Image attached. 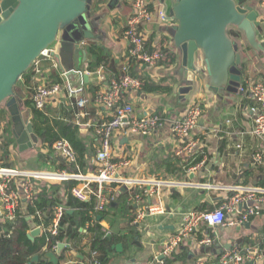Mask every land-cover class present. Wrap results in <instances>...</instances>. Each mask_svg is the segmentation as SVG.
<instances>
[{
  "label": "crops",
  "instance_id": "0c3cea01",
  "mask_svg": "<svg viewBox=\"0 0 264 264\" xmlns=\"http://www.w3.org/2000/svg\"><path fill=\"white\" fill-rule=\"evenodd\" d=\"M149 1L153 6L164 10L162 0ZM259 1L250 0L248 6L252 7L258 16L256 24L261 23L260 26L264 28V21L261 19L262 11L258 8ZM108 2L109 0L94 2L93 6H96L93 11L94 16H103V18L98 27L92 29L94 38L81 46L82 50L87 52L90 61L81 62L79 68L83 72H91L88 70V65L94 57L88 48L89 45L98 47L102 51V62L93 69L92 73L102 68L105 81L101 83V87H104L107 80L116 72L120 73V68L125 63L129 51L122 31L130 14V0H122L110 11L105 8ZM170 24L160 25L155 19L146 27V31L150 32L149 36H153V43L157 44L163 36L169 35L167 29L171 27L172 24ZM257 40L259 44L264 43V31L257 32ZM245 42L247 44L246 40ZM169 46L176 55L174 65L168 68L161 65L157 68L132 65L129 69L133 76L148 80L155 87L170 88L171 91L168 94H148L141 90L126 94L124 97L125 101L134 107L137 117L159 115L164 126L147 137L128 134L124 128L118 129L114 131L110 140L113 160L126 159L131 163L123 177L142 183H136L133 187L107 186L105 194L111 202L113 201L111 206L114 209L107 210L105 219L101 220V217L97 215L94 223H88L85 228L79 229L81 235L77 249H71L66 245L59 249L58 246L59 251L56 257L64 251L60 264L89 263L91 246L87 229H93L97 222L105 235L114 234L123 239L117 240L112 245L106 264H162L166 259L160 256L164 243L181 227L186 213L191 210L204 213L221 207L232 199L235 187L250 186L264 190V162L256 167L251 160L252 155L257 151H263L264 160V141L251 135L253 110L257 104L247 93L242 94L236 91V93L225 92L224 95H217L210 92L205 86L201 58H198L196 63L197 72L192 84L193 88L187 91L181 73V53L173 47L172 41ZM249 48L250 63L246 77L243 74L241 76L240 85L244 83V78L250 82L264 81V49L256 52ZM53 73L50 75L51 82L57 77L60 83L62 80L59 77V71ZM68 82L75 85L78 77L70 76ZM83 82L86 96L91 99L89 97L91 90L95 86L100 87V81L93 74L87 77V80L83 78ZM192 104L200 105L202 110L198 126L190 134V137L197 139L200 145L193 154L177 155L181 144L172 136L170 124L181 118ZM59 107L72 110L74 125L76 114L81 111L87 114L80 119L82 123L99 124L108 122L110 119L106 109L93 106L92 103L86 105L84 109L72 108L62 98L55 108ZM78 128L81 139L90 150L87 167L82 174H96L98 168L95 163V154L99 148L98 138L94 128ZM9 147L11 153L9 162L15 169L54 170L45 161L48 155L57 156L52 150L45 153L37 145L32 150L19 152L15 143ZM125 194L128 195L127 198ZM134 195L138 197L135 199ZM247 205L253 207L257 214L250 216L246 224L241 227L212 229L213 237H210L213 243L210 246L200 245V241L197 240L196 235L199 232L203 233L206 227L203 224L200 225L191 238L185 240L173 252V258L171 257L173 264H195L199 260L214 264L219 254L233 246H237L241 251L257 249L264 238V202L261 204L250 202ZM153 206H160L163 213L146 217L140 223L135 222L138 212ZM240 210L244 211L245 206L240 207ZM2 216L3 207L0 204V223L3 221ZM27 220L31 222V218ZM36 229L37 226L31 222V231ZM39 231L38 236L41 234V228ZM2 232L3 230L0 235ZM118 244L122 245L120 251L115 249ZM80 252L88 257L84 258L85 256L83 257ZM247 264H264V257Z\"/></svg>",
  "mask_w": 264,
  "mask_h": 264
},
{
  "label": "built area",
  "instance_id": "2783aa9c",
  "mask_svg": "<svg viewBox=\"0 0 264 264\" xmlns=\"http://www.w3.org/2000/svg\"><path fill=\"white\" fill-rule=\"evenodd\" d=\"M130 14L123 27V39L128 44V56L125 63L120 68V76L110 78L107 84L101 87L105 81L103 70L99 68L95 72L82 70L66 71L61 68L58 60L54 57L55 47L51 46L44 50L39 58L31 64L28 71L32 79L34 94L31 97L32 107L36 110H45L47 107L55 108L63 98L69 107L84 109L89 101L93 106L101 107L109 112L110 120L104 123L89 122L82 123L81 118L87 116L84 111L76 114L75 126L80 128H94L98 138L99 148L95 154V163L97 165L96 174H70L66 170L58 171H26L18 169H8L0 167V204L3 207L4 220L12 221L15 219V212L21 206V202L32 204L34 198L40 192L41 183L58 184L62 182H76L70 195L79 202H88L91 196H94L96 207L94 214L91 215L92 223L95 221V215L102 212L111 202L108 195L105 194L107 186L122 185L133 187L138 182L123 177L124 172L131 165L126 159L113 160L111 153L110 140L114 131L126 129L128 134L151 136L152 133L161 129L163 125L162 118L159 115L137 117L134 113V107L125 101V95L142 90V82L130 75V64L157 68L160 66L164 55L158 50L147 52L144 50L145 44L149 38V31L146 27L152 24L155 19L160 25L174 24L165 17L161 8L155 7L149 0H130ZM262 11L261 19L264 21V0L258 4ZM170 24V25H171ZM171 25V26H172ZM52 71H59L61 82L52 83L50 75ZM95 74L100 84L94 97L89 100L84 89L83 77H89ZM70 76H77L78 82L71 85L68 82ZM238 91L248 96L257 104L253 110V127L251 135L264 141V81L250 82L245 80ZM202 110L200 105L192 104L185 114L171 122V134L181 144L177 155L193 154L198 149L200 143L197 139H192L190 134L198 126ZM51 150L58 156H61L66 163H72L75 159V153L66 141L60 140L51 145ZM41 151L47 153L48 149L41 147ZM252 163L259 167L263 164V151H257L252 155ZM96 185V192H92L91 186ZM235 194L227 203L221 207L209 212L192 211L183 216L181 227L176 233L169 236L165 241L160 256L170 258L173 252L187 239L197 231L200 225L208 228H231L243 226L250 216L256 215L257 211L247 204L254 202L261 204L264 202V190L250 186L233 188ZM138 195H134L136 199ZM245 206V210L240 207ZM239 208V209H238ZM65 208L62 205L56 206L52 213L51 227L48 234L52 237L57 236L61 217L65 214ZM163 210L160 206L147 208L137 213L135 222L140 223L146 217L161 214ZM40 213H38L39 215ZM41 227H37L40 229ZM213 243L211 237L204 236L199 244L210 246ZM57 250L56 247L53 248ZM97 253L90 252L89 263L96 262ZM264 257V238L257 249H248L241 251L237 246L229 248L222 252L214 264H247L261 260ZM195 264H207L204 261H196Z\"/></svg>",
  "mask_w": 264,
  "mask_h": 264
},
{
  "label": "water",
  "instance_id": "95a60500",
  "mask_svg": "<svg viewBox=\"0 0 264 264\" xmlns=\"http://www.w3.org/2000/svg\"><path fill=\"white\" fill-rule=\"evenodd\" d=\"M96 0H0V105L4 104L19 152L38 145L30 120L32 109L25 107L26 95L18 82L44 50L54 46V57L66 71L78 70L90 61L81 46L94 38L92 29L103 16H94ZM122 0H109V11ZM166 19L174 24L167 29L172 45L181 53V73L186 90H192L201 58L206 88L217 95L236 93L241 86L242 57L228 35L238 29L256 52L264 49L257 40V14L250 6L240 7L235 0H162ZM101 4V3H100ZM99 4V5H100ZM97 5V7H99ZM87 80V77H83ZM2 228L0 227V233ZM39 229L28 239L39 235ZM122 245H116L117 251ZM64 248L63 244L59 249ZM43 259L59 264L45 253ZM37 262L38 257L31 258Z\"/></svg>",
  "mask_w": 264,
  "mask_h": 264
},
{
  "label": "trees",
  "instance_id": "16d2710c",
  "mask_svg": "<svg viewBox=\"0 0 264 264\" xmlns=\"http://www.w3.org/2000/svg\"><path fill=\"white\" fill-rule=\"evenodd\" d=\"M240 7H246L250 4V0H235ZM261 23L256 24V31H264V28L260 26ZM229 37L235 42L237 48L242 57V74L246 77L248 65L250 63V48L247 46L244 35L233 27L228 28ZM153 36H149L144 50L147 52L154 49L160 50L164 58L160 63L161 66L168 68L176 63V55L172 52L169 46L171 37L170 35L163 36L156 44L153 43ZM245 48V49H244ZM93 60L88 65V70L99 66L102 62V51L94 46L89 45ZM134 65L130 64L129 68ZM54 71L51 72L53 75ZM132 75V73L130 74ZM120 73L116 72L114 77H119ZM133 76V75H132ZM135 77V76H133ZM142 82V91L148 94L150 93H166L168 94L171 89H162L161 87H155L149 83L148 80L135 77ZM245 78L243 79L244 82ZM59 80L52 79V83H56ZM243 85V84H242ZM18 86L21 91L26 95L24 102L25 107L32 109V119L30 120L33 133L38 138V146L45 147L48 151H51V145L57 141L63 140L71 146L75 153V159L72 163H66L61 156L51 157L48 155L45 157V161L49 163L53 171L66 170L70 174H77L78 172H85L87 167V157L90 150L85 146V143L80 137L79 128L72 123V110L66 107L52 108L47 107L45 110H36L32 107L31 97L34 94L32 87V79L29 72L22 75ZM98 87H94L91 90V99L94 97ZM90 93V92H88ZM89 95V94H88ZM89 99V100H91ZM87 105H91L88 103ZM7 110H0V124L3 125V133L0 137V166L15 169L13 164L9 162L10 150L9 146L14 145V139L12 137L11 122L6 121L5 115ZM110 120V119H109ZM108 120V121H109ZM76 182H62L58 185H51L41 183L39 194L34 198L32 204L21 202V206L15 212V219L12 221L4 220L0 223L3 230L0 235V264H51L43 259L45 253L51 252L54 255L59 250L53 248L60 244L66 245L71 249H77L78 239L81 235L80 228H85L86 224H92L91 215L94 214L96 202L94 196L90 197V200L86 202H79L73 199L70 195V191L73 187L77 186ZM96 186L92 185V192H96ZM111 196V194H109ZM126 198L127 194L124 195ZM113 202V201H112ZM110 202L102 212L95 215L101 217V220L106 218L107 210L114 209ZM62 205L65 208V214L60 219L59 231L57 236H50L48 229L51 227L52 213L56 206ZM38 213H40L38 215ZM31 218L32 224L37 227H41V234L34 241L28 239V234L31 231V222L27 219ZM112 227V226H111ZM212 228L207 226L204 228L203 233L199 232L196 237L200 241L203 237L201 234L207 237L212 236ZM87 235L89 236L90 250L97 253L96 262L98 264H106L107 256L111 252L112 245L117 241H122L118 235H105L102 227L97 222L93 229H87ZM64 252V251H63ZM63 252H60L57 256L59 264L63 260ZM81 253V252H80ZM84 258L88 255L81 253ZM37 256L38 261L32 262L31 258ZM173 258V255H172ZM171 257L163 260L162 264H173ZM68 264H87V263H68ZM91 264V263H88Z\"/></svg>",
  "mask_w": 264,
  "mask_h": 264
},
{
  "label": "rangeland",
  "instance_id": "374dc122",
  "mask_svg": "<svg viewBox=\"0 0 264 264\" xmlns=\"http://www.w3.org/2000/svg\"><path fill=\"white\" fill-rule=\"evenodd\" d=\"M18 88H19V86H18ZM19 89H20V88H19ZM0 110H5V106H4V104L0 105ZM5 118H6V121H7V122L10 121V118H9L8 114L5 115ZM3 125H4V124H3ZM3 125L0 124V137H1L2 133H3ZM10 129L12 130V127H11Z\"/></svg>",
  "mask_w": 264,
  "mask_h": 264
}]
</instances>
